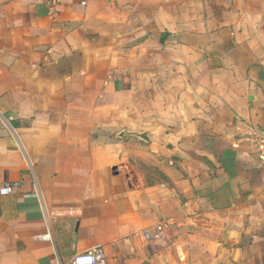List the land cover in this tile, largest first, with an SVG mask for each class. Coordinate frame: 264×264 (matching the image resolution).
Returning <instances> with one entry per match:
<instances>
[{
    "label": "crops",
    "instance_id": "1",
    "mask_svg": "<svg viewBox=\"0 0 264 264\" xmlns=\"http://www.w3.org/2000/svg\"><path fill=\"white\" fill-rule=\"evenodd\" d=\"M114 96L129 98L116 113ZM100 116L122 122L117 156L91 134ZM252 128L264 132V0H0V190L13 188L0 264L95 246L106 264H264ZM128 147L135 177L114 166Z\"/></svg>",
    "mask_w": 264,
    "mask_h": 264
},
{
    "label": "rangeland",
    "instance_id": "2",
    "mask_svg": "<svg viewBox=\"0 0 264 264\" xmlns=\"http://www.w3.org/2000/svg\"><path fill=\"white\" fill-rule=\"evenodd\" d=\"M157 6H154V8H156ZM162 7H165V6H162ZM153 8V5H146L144 6L143 8V13H144V16H150L151 15V11L154 9ZM160 8V7H159ZM158 9V8H157ZM161 9H158V11H161ZM148 20H143L144 23H146ZM166 22V20H161V19H158V20H153V24H156L157 26L159 25V31H162V29H164V23ZM149 24V28H150V23ZM145 26V25H144ZM156 26V27H157ZM146 33L148 34L149 32L146 31ZM146 33L144 34V38H146ZM149 89V88H148ZM164 92V91H163ZM130 97V96H129ZM149 99V98H147ZM165 99V98H164ZM113 100L115 101H112L114 102V104L112 105L113 106V109H111L112 113H116L118 111V103H122V104H125L126 102H129V98L127 99H124V98H119L118 96H114ZM166 100H163V103H165ZM135 103V102H134ZM105 105H103V107L101 109H105L108 105H106V103H104ZM136 104H138L137 106V109L140 108V109H150V101H147V100H140V101H137ZM166 106V104H165ZM96 127L95 130H93L91 132L92 136H94V140H97L96 142H99V141H102V140H106V141H113V142H110V144L112 145V155H115L117 156V153H118V143L120 142V140L123 138V135H117V132L120 131V127H117V128H114L112 125L115 124L118 125H122V122L120 120H118V118L116 119V117L112 116L110 119L108 117H106L105 119L103 118V116H100V117H97L96 120L94 121L93 123ZM112 126V127H110ZM110 130H112L113 132H110ZM127 131V129H126ZM122 132V134L124 133L125 135L128 134V132ZM128 152L126 151V154H125V159L122 157L121 155V159H117V161L114 162V166L117 167V172L119 174H125L127 173L128 175L131 174L130 176H133L135 177V173L133 172V169L131 168L132 165L135 164V159H136V154H135V151L134 149L128 147L127 148ZM140 157V156H138ZM119 160L121 161H124V162H118ZM140 160H138L139 162ZM141 168V169H140ZM141 170V174H142V180H144V182L146 183V185H154L155 182H160L161 183V179L159 176H157V174H155V171H154V168H152V166H142V167H139V172ZM165 229V228H163Z\"/></svg>",
    "mask_w": 264,
    "mask_h": 264
},
{
    "label": "built area",
    "instance_id": "3",
    "mask_svg": "<svg viewBox=\"0 0 264 264\" xmlns=\"http://www.w3.org/2000/svg\"><path fill=\"white\" fill-rule=\"evenodd\" d=\"M38 4L44 5L49 11H56L65 0H32ZM248 136L253 144V152L256 158L257 166L264 174V132L260 129H249ZM12 187H5L0 190L1 194L11 193ZM160 228L158 229V233ZM161 233V232H160ZM159 233V234H160ZM158 234V235H159ZM150 232H145L143 238L149 240ZM65 264H106V255L101 247H91L88 250L73 255Z\"/></svg>",
    "mask_w": 264,
    "mask_h": 264
},
{
    "label": "water",
    "instance_id": "4",
    "mask_svg": "<svg viewBox=\"0 0 264 264\" xmlns=\"http://www.w3.org/2000/svg\"><path fill=\"white\" fill-rule=\"evenodd\" d=\"M166 37H167V34L166 33L161 34L160 39H159V43L161 45L163 44V42H164V40H165ZM134 136L137 137V138H139V139L145 140V136L142 133L141 134H135ZM112 170H116V168L114 167V168H112Z\"/></svg>",
    "mask_w": 264,
    "mask_h": 264
}]
</instances>
